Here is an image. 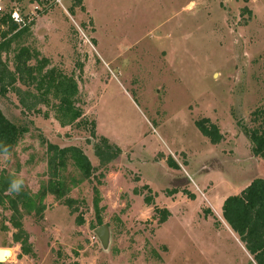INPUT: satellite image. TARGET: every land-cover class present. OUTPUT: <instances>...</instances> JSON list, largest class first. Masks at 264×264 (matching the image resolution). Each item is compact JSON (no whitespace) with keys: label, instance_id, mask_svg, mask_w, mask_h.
Segmentation results:
<instances>
[{"label":"rangeland","instance_id":"obj_1","mask_svg":"<svg viewBox=\"0 0 264 264\" xmlns=\"http://www.w3.org/2000/svg\"><path fill=\"white\" fill-rule=\"evenodd\" d=\"M45 6L0 0L4 11L16 7L30 23L19 45L73 74L77 106L83 119L94 121V136L60 127L48 107L21 112L9 92L0 97V111L27 132L0 155V174L22 179L21 192L36 194L47 180L46 142L79 147L94 169L87 180L71 164L59 173L76 213L50 194L41 201V217L21 212L29 255L11 240L10 212L0 206V249L11 251L0 264H254L220 209L226 197L264 179V160L251 155L244 133L256 126L252 113L264 109V0H59ZM3 57L10 60L11 53ZM202 118L217 127V144L195 127ZM100 137L120 150L107 169L93 154ZM168 157L177 169L167 166ZM153 207L169 212L161 225ZM101 225L108 234L104 246L94 233Z\"/></svg>","mask_w":264,"mask_h":264},{"label":"trees","instance_id":"obj_2","mask_svg":"<svg viewBox=\"0 0 264 264\" xmlns=\"http://www.w3.org/2000/svg\"><path fill=\"white\" fill-rule=\"evenodd\" d=\"M35 1L46 5L45 0ZM79 1L76 0L77 3ZM45 8L50 6L46 5ZM29 24L24 23L23 26H18L13 23L9 19L7 10L0 17V97H4L9 92L12 93L23 113L38 114L40 106L48 107L60 127L75 126L76 129L86 131L93 138L95 124L94 121L87 122L83 119L81 109L77 106L79 92L73 74L64 73L62 69L51 66L49 61L40 57L35 50L19 45V40L28 33ZM9 53L11 58L7 60L3 56ZM76 68L80 70L81 66L76 64ZM252 116L256 126L244 130V133L250 143L251 155L264 160V109L255 110ZM194 125L211 144H217L221 140L217 127L208 119L197 120ZM26 132L27 126L10 122L0 111V155L9 154ZM86 143L90 146L89 140H86ZM92 149L97 166L103 169H107V166L120 153L117 146L110 145L103 137H100ZM45 153L47 180L33 196L21 191L19 194L10 193L8 189L14 178L7 174H0V206L4 207L7 204L10 212L8 223L15 231L11 235V240L19 246L22 255H29L31 251L28 235L20 221L21 212L25 215L33 213L41 217L44 208L41 201L46 194H50L60 200L70 213H76L77 209L72 207L75 200L68 197L70 186L66 185L64 177L59 173L71 164L82 179L87 180L94 169L79 147H57L46 142ZM166 164L171 169H177V165L170 157L166 160ZM98 175L103 176L100 173ZM171 191L175 192V190ZM93 193L94 218L100 225L102 208L98 206V195L95 189ZM150 199L149 196L143 197L144 204L149 205ZM152 211V218L157 225L164 223L169 216L165 208L153 207ZM220 212L222 220L251 256L253 263L264 264V179L254 178L238 194L226 197L221 204ZM75 223L77 225L83 223L80 213H77Z\"/></svg>","mask_w":264,"mask_h":264},{"label":"built area","instance_id":"obj_3","mask_svg":"<svg viewBox=\"0 0 264 264\" xmlns=\"http://www.w3.org/2000/svg\"><path fill=\"white\" fill-rule=\"evenodd\" d=\"M33 1L36 2L35 0H33ZM45 1H46L47 7L51 6V3L59 4V0H51L52 2H50L49 0H45ZM5 11H4V9H2L0 7V17ZM7 13H8L9 19L13 23L17 24L18 26H23L24 25V21H23L22 17L20 16L19 11H18V9L16 7H10L9 9H7Z\"/></svg>","mask_w":264,"mask_h":264},{"label":"water","instance_id":"obj_4","mask_svg":"<svg viewBox=\"0 0 264 264\" xmlns=\"http://www.w3.org/2000/svg\"><path fill=\"white\" fill-rule=\"evenodd\" d=\"M94 233L98 238V240L100 241L101 245L104 246L107 243V235H108L106 227L104 225H101L95 230ZM3 253L8 254L7 250L0 249V255H2ZM1 262L2 261H0V263Z\"/></svg>","mask_w":264,"mask_h":264},{"label":"clouds","instance_id":"obj_5","mask_svg":"<svg viewBox=\"0 0 264 264\" xmlns=\"http://www.w3.org/2000/svg\"><path fill=\"white\" fill-rule=\"evenodd\" d=\"M23 186V180L22 179H13L10 182V186L8 191L10 193H16L19 194V192L22 190Z\"/></svg>","mask_w":264,"mask_h":264},{"label":"bare ground","instance_id":"obj_6","mask_svg":"<svg viewBox=\"0 0 264 264\" xmlns=\"http://www.w3.org/2000/svg\"><path fill=\"white\" fill-rule=\"evenodd\" d=\"M2 250H7L8 253V254L3 253L2 255H0V261L4 262L7 258L10 257L11 251L9 249H2Z\"/></svg>","mask_w":264,"mask_h":264}]
</instances>
